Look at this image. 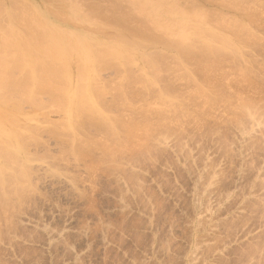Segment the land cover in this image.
Masks as SVG:
<instances>
[{
  "label": "rangeland",
  "instance_id": "rangeland-1",
  "mask_svg": "<svg viewBox=\"0 0 264 264\" xmlns=\"http://www.w3.org/2000/svg\"><path fill=\"white\" fill-rule=\"evenodd\" d=\"M16 1L0 0L2 22L17 7L73 50L129 49L134 63L97 66L108 125L81 119L70 132L40 88L42 104L15 113L19 154L0 157V264H264V0ZM116 11L154 46L110 27ZM208 40L220 48L210 56ZM174 42L202 55L180 57Z\"/></svg>",
  "mask_w": 264,
  "mask_h": 264
},
{
  "label": "bare ground",
  "instance_id": "bare-ground-1",
  "mask_svg": "<svg viewBox=\"0 0 264 264\" xmlns=\"http://www.w3.org/2000/svg\"><path fill=\"white\" fill-rule=\"evenodd\" d=\"M11 1H13V0H11ZM17 1H16V3H18ZM72 1H74V0H72ZM78 1H82V0H78ZM87 1H90V0H87ZM92 1H94V0H92ZM102 1H104V0H101L100 2H102ZM120 1L124 2L125 0H120ZM120 1L118 0V2H120ZM129 1H131V0H126V2L128 4H131V5L134 3L137 4L136 0L134 3L133 2L131 3ZM207 1H209V0H207ZM84 2H86V0ZM96 2H98V1H96ZM105 2L108 3L106 0L104 1V3ZM186 2H187V0H186ZM26 3H28V2L26 1ZM110 3H112V2H110ZM12 4L15 5L14 2H12ZM109 4H107V5H109ZM116 4L118 6V3H116ZM124 4H125V2H124ZM124 4H122V5H124ZM128 4H127V6H129ZM19 5H21V4H19ZM89 5L90 4H86L85 6H89ZM112 5H113L112 8L113 7L117 8V6H115V4H112ZM137 5L139 6V4H137ZM137 5H136V7L139 8L140 6L138 7ZM0 6H3V5H0ZM92 6H89V8ZM109 6H111V4ZM109 6L107 8L105 7V9H107V10H108V8L110 9ZM119 7H120V4H119ZM121 7L123 8V6H121ZM124 7H125V5H124ZM136 7H133V8L135 9ZM15 8H17V7H15ZM15 8H13L15 11L10 8L11 11L8 13L7 19L1 18V19H3V22L0 20V157L6 158V159H12L17 154H19L18 149L20 147L19 145H21L19 130H18L19 122H16V120H15V113L19 112L20 107L23 103L33 104V105H35V107L37 105L40 106L42 104L41 101L39 102V100H38L37 94L35 92L36 89L40 88L42 91L46 92L47 94L49 93V95H51L50 97H53L52 98L54 101L53 103H57L61 106L62 112H64V115H65V121H66L64 123V125H65L66 129H68L70 132H75L78 130L79 125L81 126V124H80L81 119H84L85 121L96 120V122L98 121L103 125H108V124H110V121L108 120V116L106 114H104L101 110H99V108L96 105V103H97L96 102V94L98 93L97 90L99 89L98 85L95 82V76L97 75V66L99 63L104 62V64H105L106 61L107 62L111 61L110 63L112 65V61H113V63L114 62H117V63L122 62V63H118V64L123 65L126 68V67H129L130 65L132 66L131 63H134V61H132L129 58L130 56L128 57V55L126 54V53H128L129 55H131L129 53L130 52L129 49H124V50H120L121 48L120 49H117V48L116 49H111V48L104 49L102 47L99 48V45H98L99 49H97V48H95L96 45H95V47H91V46L85 44L86 46L84 47L83 50L77 51V48H75V47L78 45H76V42L74 43V41H73V44H75V45H73V46H75V47H73L74 48V50H73V49H71V45H70L71 43L68 44V42L70 40V38H68V36H66V39L68 38V40H65L63 34L56 32L55 29H54L55 31L52 30V28L50 26H46V24H44L42 22V20L39 19V17H33L34 16L33 15L32 19H31L29 17L24 16L23 15L24 13H22L23 16L22 15L20 16V14H18V13H21V12H18V10H16ZM93 8H96V6H93ZM127 8H130V7H127ZM127 8H125V9H127ZM137 8H136V11H137ZM99 9L100 8L98 7L97 12L99 11ZM102 9H103V7H102ZM139 9H138V11H139ZM92 10L93 9H91L89 11L91 12ZM113 10H115V9H113ZM124 10H121V14H122V11H124ZM131 11L132 12H130V11L128 12L130 15H132L134 12L133 10H131ZM32 12H33V10H32ZM101 12L102 11L100 10V13ZM105 12H104V14L107 15V13H105ZM118 12H120V11H118ZM116 13H117V11H116ZM123 13H125V14H123V16L122 15L120 16L119 15L120 13H117L118 14V15L116 14L117 16L115 15V13H111L112 15L114 14L116 16V19L113 18V16H114L113 15L112 18L114 20L110 19L112 22L110 20L109 21L107 20V21L110 22L109 25L111 24L112 26H110V27H112L113 29H115L117 26L123 24L121 26V29L123 31L126 30L127 33L129 31V33H130L131 32L130 29L124 28V26L128 27L130 24H132V23L128 24V22H130V20H129L130 16H126L128 14L127 12H123ZM104 14H100V16L104 15ZM86 15L89 16L88 14H86ZM86 15H83V16L85 17ZM96 15L97 14L95 13V16ZM134 15H135V12H134ZM137 15L138 14H136V17H137ZM219 15H221V14H219ZM22 17H26L27 19L23 21ZM97 17L99 18V16H97ZM105 17H107V16H105ZM138 17H139V15H138ZM92 18H95L93 14H92ZM133 18L135 19V16L133 17V15H132V18H130L131 22H132ZM143 18L146 19V16ZM67 20H68V18H67ZM69 20H71V19H69ZM96 20L100 23V21L103 20V18L100 21L97 18H96ZM135 20H137V19H135ZM16 22H19V24H22V26H20V25H16V26L21 27V28L20 27L19 28H20V30H23L22 31L23 34H21L16 29V27L14 25V23L16 24ZM108 22H106V23H108ZM115 22H116L117 26L113 27V24L115 25ZM106 23L104 22V24H106ZM100 24H102V23H100ZM148 24H150V23H148ZM238 24H240V23L238 22ZM152 25H153L154 31L156 30L155 28H158L161 26V24L156 23V22H154V24H152ZM240 25L242 26V24H240ZM240 25H239V27H240ZM131 26L132 25H130L128 28H130ZM142 27L145 28V26H142ZM146 27H147V25H146ZM243 27H244V25H243ZM117 28H119V27H117ZM135 28H136V30H134ZM144 28H141L140 25H139L138 29H137V26L134 27V29L132 28L134 31L131 32L133 35L131 34L130 36L133 37L136 40V42L131 41L127 37H125V35H126L125 33H123L124 35H121V33H118L117 34L118 36L116 37V39H114V38L113 39L115 41L118 40V42H122V43L125 42L126 44L133 42V45L135 42L136 46L139 48L153 47L154 45L149 46V44H148V46H147V45H145V43H143L141 41V39H144L145 37L150 38L152 36L151 33H150L151 36H149V35L147 36V34H149V33L144 35L146 30L148 29V28L147 29L146 28L144 29ZM95 29H97V28H95ZM157 31H158V29H157ZM142 34L144 35V37ZM111 37H113V36H111ZM157 37L159 38V36H157ZM211 37L212 38L215 37V39H213L214 41L218 42V40H219V43H221L223 47L226 46L228 48L230 46V48H231L230 43L228 45L227 44L228 42L226 39H224V37H223L224 40H222V37L219 39L217 38V36H214V37L211 36ZM149 38H147V39H149ZM158 38H156V36H155L156 40H153V38H152V42H154V41L158 42ZM161 38H159V39H161ZM220 39L222 40V42ZM163 40H165V39H163ZM213 40H211V41L208 40L207 42L205 41V43H203L204 41L202 42L201 45L205 44V47H204L205 49H203L204 52H202V53L207 52L206 50L208 49L207 53L210 56L212 52H216V51L220 50V48H217L214 46V42H212ZM167 41H169V40L166 39V42ZM169 42H173V41L170 40ZM163 43H165V41H163ZM175 43L176 42H174V44L172 43L173 45L171 43H167V45L169 46L171 44L170 46L173 47V46H175ZM176 44H177L176 45L177 48L175 47V51L177 50L179 56L181 54V56L187 57V56H190V54L196 55L197 53H199V54L201 53V52H199L201 49H199L198 52L196 50L194 51V44L188 45L189 44L188 42L186 44H183L181 42H177ZM128 45H130V44H128ZM170 46H169V48H170ZM226 47H225V49H227ZM79 48H78V50H80ZM121 52H123L125 55ZM195 52H197V53H195ZM202 53L200 54V56L202 55ZM207 53H205V54H207ZM143 54L140 56L144 57V59L148 60L149 57L146 55H145L146 56L145 57ZM162 55H163V53L160 56H162ZM72 57L74 59L77 58V65H79V67L77 69V75H76L77 78H75V79L72 77L73 74H72V71L70 72L71 68L69 67L70 66V64H69L70 58H72ZM195 57H197V55ZM204 57H206V56L204 55ZM133 58H134V56H133ZM151 58L154 59L153 57H151ZM176 58H177V56H176ZM128 59L130 61H128ZM147 60L146 61L144 60V62L147 63ZM154 61L155 60H150V61L148 60V62H149L148 65L151 66V68H153V70L155 71V69H157V68H155L156 64ZM110 63H106V64H110ZM39 103H41V104H39Z\"/></svg>",
  "mask_w": 264,
  "mask_h": 264
}]
</instances>
